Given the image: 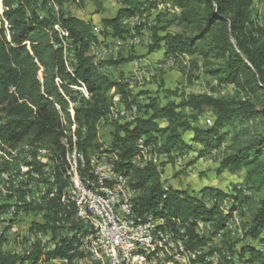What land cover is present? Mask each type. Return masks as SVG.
Here are the masks:
<instances>
[{
    "label": "trees",
    "instance_id": "trees-1",
    "mask_svg": "<svg viewBox=\"0 0 264 264\" xmlns=\"http://www.w3.org/2000/svg\"><path fill=\"white\" fill-rule=\"evenodd\" d=\"M73 1L0 0V170L15 164L12 152L24 144L56 151L62 162V142L71 138L75 125L79 149L87 160L92 152L97 158L98 153L116 154L112 166L129 175L132 187L139 192L133 208L137 218L152 215L163 220L166 228L195 250L205 247L214 236L225 235L229 219L235 213L242 217L247 209L250 218L241 239L264 246L260 239L264 230V16L256 12L258 0H122L114 17L101 21L102 40L124 38L131 30L139 34L148 26L151 42L147 55L163 52L167 57H196L202 62L203 74L217 87L233 89L231 94L218 96L182 95L179 102L164 105L159 98L150 97L145 103L136 102L124 84L99 72L102 60L95 46L101 42L94 33L96 27L62 8ZM50 2L59 8L57 13L48 7ZM155 10L154 21L132 28L123 25L128 17L150 16ZM56 25L69 35V54L75 61L69 63L71 72L62 50L56 47ZM122 62L121 58L115 65ZM80 84L88 96L73 109L72 120L68 106L76 100V92L71 86ZM112 90L122 98L126 105L122 107H138L135 118L111 120L120 108L109 96ZM205 110L211 114V124L202 128L197 123ZM249 121L258 128L254 132L244 128ZM101 127L109 128L110 137L104 144L96 142ZM147 150L167 159L188 150L195 151L198 158L216 153L219 173H243L242 183L230 194L211 188H204L200 195L165 188L157 166L133 165ZM86 167L83 177L90 184L88 161ZM60 174L55 172L56 180ZM223 200H230L227 213L220 207ZM199 223L210 231L201 234ZM242 248L239 260L243 264H264V250L251 245ZM212 249L209 254L220 253ZM64 253L58 249L47 256ZM31 257L36 262L39 253ZM28 259L22 257L19 264ZM18 261L0 247V264ZM224 264L230 263L225 260Z\"/></svg>",
    "mask_w": 264,
    "mask_h": 264
},
{
    "label": "bare ground",
    "instance_id": "bare-ground-1",
    "mask_svg": "<svg viewBox=\"0 0 264 264\" xmlns=\"http://www.w3.org/2000/svg\"><path fill=\"white\" fill-rule=\"evenodd\" d=\"M48 6H55V4L50 2ZM54 29L59 38L56 47L62 50L66 61L65 64L68 71L71 72L72 68H69V63L75 61H72L71 55H68L67 52L70 46L69 38L66 37H69V35L66 30L58 25L54 26ZM121 39L122 45L118 54L123 48L136 42L135 40L126 41L127 39ZM113 45H120V38L113 39ZM99 55L101 60L108 59L107 57L113 56V48H106L105 55ZM162 68L163 66L152 70L151 75H145V77L148 76L146 79L153 78L155 73ZM128 78L133 79L132 85L142 80L139 72H135ZM121 82L126 87L132 88L128 79ZM74 87H76V93L82 94V99L87 98L88 92L83 84ZM71 89L73 90V86H71ZM111 92L113 93V90ZM77 106L74 105V101L68 106L69 116L72 120L73 109ZM137 108L134 104L122 107V109L119 108L112 115L111 120L126 121L133 117L135 118V112H138ZM105 122H102V124ZM77 129L74 125L71 138L62 142L64 149L62 162H59L60 156L56 151L54 152L39 145L24 144L12 152V158L15 160V164L12 166L13 171H10V168L0 170V187L10 188L12 201L24 207L25 213H40L41 231L57 230L58 228L64 231V240L63 238H55V248L50 250V253H52L62 249L65 252L64 255L48 257L46 234L39 230V220H32L31 224L23 226V233H33L35 246L31 247V255L34 252L39 253V259L33 264H69V262L62 260L63 257L66 254L76 255L79 248L82 253H91L90 243L99 242V239L103 237V231L106 230V223H111L112 229L118 232H125V226H127L132 227L136 232H143L144 230V233H152L155 237H150V240H146L134 239V232L126 231L129 247L134 249L135 252L141 253L142 258L148 260V264H195L196 251L189 249L190 246L188 247L187 241L185 242L182 237H178L175 232L173 233L166 228L164 221L156 219L152 215L141 219L135 216V211H133L134 200H136L139 192L132 187L129 175H126L125 183H122V191H106L108 187L120 188V180L117 179V176L104 175L101 170H94L96 169V159L98 158L96 157L95 159V156L91 157L90 155L87 160V157L79 149ZM82 132H85V130H82ZM43 155L52 159V169L44 166ZM100 156L107 155L102 154ZM87 161L90 168L89 174L92 177L90 184L83 177L84 169L87 168ZM17 163H19V166H17ZM27 164H30L32 180L44 179L46 181L45 188L40 189L38 194H33L30 191L29 180L25 178L30 177V170L22 169V166H27ZM112 164H114L112 161H106V169H113ZM56 171L61 172L59 180H56ZM77 184L88 185L89 187H86V195L101 201L102 211H109L110 209V216H105L104 218L99 211L83 209L82 204H75L74 206L71 201L74 196H77ZM1 204L6 205V194L0 191ZM79 212H81V215ZM10 213H17V205H10ZM5 223H14L13 214L5 215ZM179 233L182 234L183 231L180 230ZM4 234L6 237H13L12 227H4ZM87 237L88 243H85ZM151 244H156V247H151ZM13 247L15 250H23V243L20 242L17 245H13ZM112 255L113 260L108 259L107 253H100V260L105 261V264H128L127 254H121V246L119 244H112ZM200 256L201 254H197V264L210 263L209 258L203 257L206 261H202ZM22 264H30V260L28 259Z\"/></svg>",
    "mask_w": 264,
    "mask_h": 264
},
{
    "label": "rangeland",
    "instance_id": "rangeland-1",
    "mask_svg": "<svg viewBox=\"0 0 264 264\" xmlns=\"http://www.w3.org/2000/svg\"><path fill=\"white\" fill-rule=\"evenodd\" d=\"M120 0H83L82 3H69V10H72L73 7H77L79 11L89 10L88 8L97 11H106L105 15L112 17L114 15L113 5L115 3H121ZM122 1V0H121ZM144 1V0H140ZM92 4V5H91ZM87 5V8L85 6ZM94 6V7H93ZM50 10L57 13L59 8L56 6H48ZM68 4H64L62 8L66 12L68 9ZM76 8V9H77ZM256 12L260 16H264V0H258L256 4ZM158 10H162V7H159ZM68 12V11H67ZM158 11H152L151 15L147 14L142 16H134L135 24H142L146 21H154V15ZM70 14V13H69ZM82 14V13H81ZM139 17H142L139 20ZM127 19V18H126ZM124 19V21H126ZM132 25L129 28H132L135 24L134 22L130 23ZM134 24V25H133ZM124 26L129 25L123 23ZM143 28L139 34L135 30H131L127 36L123 39L126 41H136L133 45L126 46L121 50L116 59L108 58L102 60L99 66V72L102 74L108 75L113 81L121 82L124 81L129 76H132L135 72L144 75L143 73H149L156 66L155 64H160L165 60H170L162 64L163 68L159 72H156L153 78L146 79L148 76H143L139 82H136L131 87H126L125 91L128 95H132L134 100L138 103H145L148 97L150 98H159L162 105L166 104L168 101L175 100L179 102L187 95L191 94H214V95H225L231 94L232 87L221 88L217 87L216 82L210 77L206 76L202 72V62L196 57L190 56H179V57H167L163 52H158L155 59L150 61L145 60L144 57L147 56V46L151 42L150 30ZM100 29V28H99ZM101 30V29H100ZM174 29L171 28L170 31ZM99 31V30H98ZM94 30V33L98 32ZM98 35V42L102 41V37ZM130 38V39H129ZM111 39L107 38L109 41ZM116 39V38H113ZM105 40V41H106ZM110 45V44H109ZM108 45V46H109ZM105 48V42H101L100 45L95 46V51L99 57L98 50H103ZM106 49V48H105ZM68 55L72 52L71 46L67 49ZM71 58V57H70ZM124 59L125 62H122L120 65H115L119 59ZM135 58V59H130ZM196 64H193L195 60ZM157 69V68H156ZM155 69V70H156ZM122 83V82H121ZM170 92H176L177 95L170 96ZM183 95V96H182ZM109 96L112 97L113 102L117 104H122V98L119 96L115 90L113 93L110 91ZM211 114L208 110L203 111V113L198 117L197 125L199 127L210 126L211 124ZM244 128L254 132L257 128L255 122L249 121L244 125ZM109 128L101 127L98 130V139L96 142L98 144H104L109 140ZM185 140L188 142L189 136L185 135ZM100 148L97 150L99 152ZM95 156L92 152L91 157ZM96 159V156H95ZM146 164H153L157 166L160 175V180L163 183L165 188H174L178 190H183L189 192L190 194L200 195V192L204 188H211L216 190H222L226 194H230L234 187L242 183L243 173L232 172L226 170L219 173V157L218 154L212 153L208 157L198 158L197 154L193 150H188L187 152L181 154H174L172 159L163 158V156H157V154H152L149 150L145 151L140 157L134 160L133 165L140 168L145 167ZM253 196V199H256V196ZM209 201V200H207ZM206 201L207 205H210ZM230 200H223L220 204L221 209L227 213L228 208H230ZM249 212L247 209L243 212V216H239L236 213L233 218L229 219V223L226 227L225 235H216L213 239L206 243L205 247L196 248L201 252V260L206 261L207 257L210 259L209 264H224V261H229L230 264H243L239 260V254L242 252V247L246 245H251L256 249L264 250V246L259 241H244L243 239V230L246 228L249 222ZM157 219V218H156ZM163 221V220H162ZM229 225V226H228ZM198 230L201 234L209 232L210 230L205 227L203 223L198 224ZM260 239L264 242V230L261 234ZM16 240V241H15ZM20 239H14L13 245L19 244ZM246 244V245H245ZM232 245L233 248L231 251L228 249ZM215 248L220 250L219 252H213L209 254V249ZM214 249V250H215ZM3 250V249H2ZM213 250V249H212ZM3 252V251H2ZM5 253V252H4ZM248 257V256H247ZM208 262V261H207Z\"/></svg>",
    "mask_w": 264,
    "mask_h": 264
},
{
    "label": "built area",
    "instance_id": "built-area-1",
    "mask_svg": "<svg viewBox=\"0 0 264 264\" xmlns=\"http://www.w3.org/2000/svg\"><path fill=\"white\" fill-rule=\"evenodd\" d=\"M138 20H134L137 22ZM126 24V21H123ZM133 24V25H134ZM138 25V24H135ZM100 32V29L96 34ZM69 38V37H66ZM110 44V45H109ZM109 45V46H108ZM122 45V39L120 38V45H113V39L109 41H105V48H113V56L107 58L116 59L118 57L119 48ZM105 48L103 50H98V54L105 55ZM73 61V60H72ZM170 60H165L160 64H155L156 66L153 68H160L162 64L168 62ZM150 73H143L139 74L142 76L151 75ZM129 81V85L133 84L132 78H126ZM73 91L76 92V87L73 86ZM76 100L74 101V105H79V100L82 99V94L75 93ZM118 107L122 109V104H119ZM137 112H135V116ZM44 166L46 168L52 169V159L44 156ZM112 157H116L115 153L109 154L107 156H100L98 153V159H96V169L94 170H101L104 175H114L117 176V179L120 180V188H106V191L113 192V191H122V183H125L126 176H122V173L113 169H106V161H112ZM165 156H163L164 158ZM19 166V163H17ZM10 171H13V167H9ZM23 170H30V164L27 166H22ZM29 180V187L30 191L33 194H38L40 189L45 188L46 181L43 180H32V172L30 170V177H25ZM11 181V180H9ZM86 187H89L86 184H77V196L72 198V203L74 204H82L83 209H90L99 211L102 216H110V209L109 211H102V203L99 200L94 199V197H88L86 195ZM1 193L6 194V205H0V247L3 248V252L9 254L11 256L16 257L19 261L17 264L22 261V257H30V264H33V259L31 257V247L35 246V242L33 240V233H23V226L25 224H31L32 220H39V230L41 231V220H40V213L39 214H32V213H25L24 207L19 206L18 204L12 201V195H10V188H1ZM117 201V200H114ZM10 205H17V213H10ZM122 211V209H121ZM41 212V209H40ZM6 214H13L14 216V223L13 224H6L5 223V215ZM81 215V212H79ZM129 214V212H127ZM122 225H124L122 223ZM4 227H12L13 229V237H6L4 234ZM77 230V229H76ZM126 231H133L134 232V239H146L150 240V237H155L152 233H144L143 232H136L132 227L125 226V232H118L114 231L111 227V223H106V230L103 231V237L99 239V242L90 243L91 246V253H82V251H77L76 255H69L66 254L62 260L69 262V264H105V261L100 260V253H107L108 259L113 260L112 255V244H119L121 246V254H127L128 264H148V260L142 258V254L139 252H135L134 249L129 247V239L126 238ZM42 233L46 234V251L50 255V250L55 248V238H63L64 240V231L61 228L57 230H49V231H41ZM89 235V231H88ZM13 239H20L23 243V250H15L13 247ZM65 243V241H64ZM88 243V237L87 241ZM151 247H156V244H151ZM196 251V259L195 264H197V254H201L199 250ZM52 259V258H51ZM114 264V263H113Z\"/></svg>",
    "mask_w": 264,
    "mask_h": 264
},
{
    "label": "crops",
    "instance_id": "crops-1",
    "mask_svg": "<svg viewBox=\"0 0 264 264\" xmlns=\"http://www.w3.org/2000/svg\"><path fill=\"white\" fill-rule=\"evenodd\" d=\"M82 1L83 0H75V1H73V2H71V4L73 3H78V4H80V3H82ZM101 1V0H100ZM103 1V0H102ZM107 1V0H106ZM119 2H121V0L119 1ZM92 5V4H91ZM56 6V5H55ZM66 6V5H65ZM94 7V6H93ZM68 9H66L72 16H75V17H77V18H79V19H82V20H85V21H90L93 25H94V27H96V31H98L99 30V28L101 29L102 27H101V21L103 20V19H105V18H112V17H114L115 16V14H116V12L118 11V9L120 8V3H115V7H114V5H113V10L115 11L114 12V15L112 16V17H108L107 15H105V12L106 11H97V12H95V10H92V9H90V8H88L89 10H87L86 12H85V10L83 9V11H79V9L77 8V7H73V9L72 10H69V9H71V8H69V3H68V7H67ZM77 8V9H76ZM85 8H87V5L85 6ZM82 13V14H81ZM143 17V16H142ZM142 17H139V20H141V18ZM134 20H135V17H128L127 19H126V23H127V21H129V25L128 26H130V25H132V24H130V23H132V22H134ZM103 42H105V40H102ZM101 41V42H102ZM157 54L158 53H155V54H151V55H147L146 57H144L143 59H144V61L145 60H147V61H150L151 59H155L154 57H156L157 56Z\"/></svg>",
    "mask_w": 264,
    "mask_h": 264
}]
</instances>
